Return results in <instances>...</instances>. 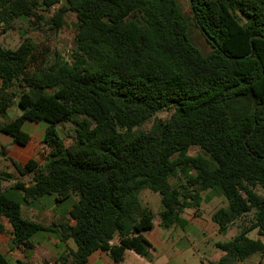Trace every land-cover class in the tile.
Instances as JSON below:
<instances>
[{
    "label": "trees",
    "instance_id": "trees-1",
    "mask_svg": "<svg viewBox=\"0 0 264 264\" xmlns=\"http://www.w3.org/2000/svg\"><path fill=\"white\" fill-rule=\"evenodd\" d=\"M189 4L190 15L180 0H0V28L19 29L22 39L16 48L0 39V133L44 149L42 161L24 163L0 141L13 165L0 172L12 182L0 187L12 247L30 249L46 232L76 249L42 264H85L97 250L117 262L128 250L152 260L145 233L155 214L139 197L148 188L161 195V227L185 229L184 210L216 196L227 200L212 215L220 233L252 214L251 225L217 243L218 259L201 264H246L264 252V240L250 235L264 237V0ZM52 9V30L76 16L68 54L39 51L24 27H39ZM192 23L209 51L194 42ZM16 104L21 113L11 117ZM27 122L46 123L40 144ZM42 203L65 208L68 221L24 215ZM0 264H10L1 252Z\"/></svg>",
    "mask_w": 264,
    "mask_h": 264
},
{
    "label": "rangeland",
    "instance_id": "rangeland-1",
    "mask_svg": "<svg viewBox=\"0 0 264 264\" xmlns=\"http://www.w3.org/2000/svg\"><path fill=\"white\" fill-rule=\"evenodd\" d=\"M180 2L184 10L187 12V14L190 15L191 7L189 4V0H180ZM53 11L54 9L48 12L47 11L41 12V14H43L46 19L40 22L39 27L32 25H25L24 27L26 28V30L29 31V35L37 42L39 51H42L45 48L47 49L49 48L51 53L57 50L64 54L66 53L68 54L74 42V35H75L74 22L76 21V16L73 13L69 14L66 17L67 25H65L61 30L56 31V30H52L51 27L46 22L52 16ZM191 36L194 42L204 51H209L211 49V45L207 42L206 38L203 36L200 29L196 26L195 23H192L191 25ZM0 39L5 47H11V48H16L22 41L19 29H13L6 33H3L2 28H0ZM40 57H42V55ZM9 113L11 117H16L21 113V110L16 104L10 109ZM158 115L162 117H166L169 114L166 111H162L159 112ZM148 126L149 124L145 125V127ZM69 128L70 125L65 123L59 126L60 132L68 131ZM25 129L40 144L42 142L45 133L46 123L27 122L25 125ZM0 138L2 142L10 146V153L12 154L13 157L14 156L18 157V159H24L26 157L30 159L31 157H36L37 159L42 161V155L44 154V149L42 148L41 145L36 146L35 143L32 142L31 144L22 147L16 144L6 134H0ZM67 142L70 143L71 140L68 139ZM11 148H16V149L11 151ZM23 151H25L24 152L25 155H20V153ZM189 153L192 155H196L199 153H203V151L199 147H192ZM10 165H11L10 162L7 160H4L2 161V163H0V167H2V169L5 171H10ZM25 179L30 181L31 177L27 176ZM173 181L180 183L182 179L177 177V178H173ZM261 192L264 193L263 190ZM205 194L206 192H203V195ZM139 197L142 205L150 208L155 214L156 225L153 231L156 232L158 230V220L161 219L160 212L163 210L161 195L157 192H154L146 188L140 192ZM225 205H227V200L225 199V197L216 196L213 197L212 200L209 202L206 201L203 202L199 209L187 208L184 210L182 216L186 218V220L188 221V225L186 226L185 229L179 227V232H178L180 234L179 245L181 246V251L183 252V254L187 252L185 246L187 245L188 241L186 242L184 238L185 236H188L190 238L188 242V246L190 245L189 248L190 251L188 252H193L195 257H197V260L201 261L206 259L207 260L218 259L221 256L222 251L217 246V243L219 241H224L235 237L237 234L240 233V231L244 227L251 225V222L248 221L249 218L252 217V214L249 213L247 216L231 224L226 234L220 233L218 225L212 220V215L217 209ZM154 232H150V235L153 234ZM175 232L176 231L173 232L174 236H176ZM184 233L185 235H183ZM38 234H44V233L40 232ZM38 234L37 236H39ZM250 235L253 237H261L264 240V237L258 234L257 229L251 231ZM190 264H196V263L191 262ZM199 264H201V262ZM246 264H264V252H260L251 256L246 261Z\"/></svg>",
    "mask_w": 264,
    "mask_h": 264
},
{
    "label": "crops",
    "instance_id": "crops-1",
    "mask_svg": "<svg viewBox=\"0 0 264 264\" xmlns=\"http://www.w3.org/2000/svg\"><path fill=\"white\" fill-rule=\"evenodd\" d=\"M5 134V133H0ZM7 135V134H6ZM13 141V137L8 135ZM1 144L8 147L7 156L13 157L10 153V146L6 145L2 142L0 138ZM16 143V142H15ZM22 147L27 145H21L16 143ZM16 148H11V151ZM25 151L21 152L20 155H25ZM11 154V155H10ZM25 157V156H24ZM21 162H26L28 157L24 159H18V157H13ZM7 160L10 162V171L13 172V166L9 159H5L2 155H0V163L2 161ZM5 170L0 167V172ZM26 178V177H25ZM12 182L0 180V187H6L10 185ZM28 209V210H27ZM23 213L27 218L36 220L38 222L44 224H52L53 222H61L68 221L69 216H64L66 214L65 208H60L56 205L44 206L42 203L39 206L35 207H24ZM160 220H158V230L154 232L152 231L146 232L147 238L154 245L155 249L152 250L153 258L152 260H148L147 258L135 253L134 251L128 250L125 254V259L123 262H117L113 258H111L106 252L102 250H97L92 253L87 262L85 264H190L196 263L199 264L201 261L197 260V257L190 251V245L188 246L189 237L185 236L184 240H186L187 245L185 246L187 252L183 254L181 251V246L179 245V226H170V227H161L159 225ZM70 223H74L73 220ZM0 225L2 229L0 230V252L7 258L10 264H20L19 261H27L32 264H42L46 260H50L52 262L65 250H75L76 245L72 240H67L64 243V246L59 247L60 240L56 235L42 232L44 234H38L39 236H35L33 239V247L28 249L23 246L12 247L10 242L13 237V228L10 221L0 215ZM176 231V236L173 235V232ZM150 232H154L150 235ZM185 235V233L183 234Z\"/></svg>",
    "mask_w": 264,
    "mask_h": 264
},
{
    "label": "built area",
    "instance_id": "built-area-1",
    "mask_svg": "<svg viewBox=\"0 0 264 264\" xmlns=\"http://www.w3.org/2000/svg\"><path fill=\"white\" fill-rule=\"evenodd\" d=\"M50 264H53V263H50Z\"/></svg>",
    "mask_w": 264,
    "mask_h": 264
}]
</instances>
